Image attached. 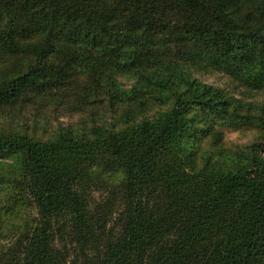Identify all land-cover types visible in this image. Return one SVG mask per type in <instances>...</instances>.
Instances as JSON below:
<instances>
[{
  "label": "trees",
  "instance_id": "obj_1",
  "mask_svg": "<svg viewBox=\"0 0 264 264\" xmlns=\"http://www.w3.org/2000/svg\"><path fill=\"white\" fill-rule=\"evenodd\" d=\"M255 95L264 0H0V264H264Z\"/></svg>",
  "mask_w": 264,
  "mask_h": 264
},
{
  "label": "rangeland",
  "instance_id": "obj_2",
  "mask_svg": "<svg viewBox=\"0 0 264 264\" xmlns=\"http://www.w3.org/2000/svg\"><path fill=\"white\" fill-rule=\"evenodd\" d=\"M197 77L202 79L205 82L214 84L216 86H220L223 88H226L227 90L235 93L236 95H240L243 92V89L236 86V83L228 76H226L224 73L215 71V72H197ZM240 93V94H239ZM254 98L257 100L264 99V95H255ZM77 118L76 117H62L57 121H53L52 123L54 125L58 124H68L70 122H74ZM255 138V134L253 131L245 130H233V129H226L224 132V140L227 144H245L253 141ZM264 150V147H263Z\"/></svg>",
  "mask_w": 264,
  "mask_h": 264
}]
</instances>
